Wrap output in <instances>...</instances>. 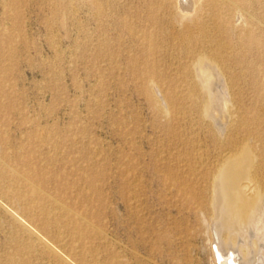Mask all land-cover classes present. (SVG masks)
Instances as JSON below:
<instances>
[{
  "label": "rangeland",
  "instance_id": "rangeland-1",
  "mask_svg": "<svg viewBox=\"0 0 264 264\" xmlns=\"http://www.w3.org/2000/svg\"><path fill=\"white\" fill-rule=\"evenodd\" d=\"M146 2L98 0L97 14L89 0H0V264H213L191 197L226 149L224 131L191 110L178 73L184 37L200 25L162 18ZM200 6L206 31L251 61L264 94V0ZM194 44L215 53L214 40ZM205 73L218 97L215 70ZM236 73L258 131L262 104ZM212 113L222 114L220 98ZM259 130L255 152L264 150ZM130 147L143 155L134 174ZM187 225L198 233L193 252Z\"/></svg>",
  "mask_w": 264,
  "mask_h": 264
},
{
  "label": "bare ground",
  "instance_id": "bare-ground-1",
  "mask_svg": "<svg viewBox=\"0 0 264 264\" xmlns=\"http://www.w3.org/2000/svg\"><path fill=\"white\" fill-rule=\"evenodd\" d=\"M89 1L94 11L98 9V0ZM145 6L147 8L150 7L153 12H158L162 15V18L164 13H168V15H170L169 18L172 20L179 18V21L185 22L188 27L193 23L200 25L197 33L194 34L189 31L184 37L183 46L186 53H183L184 56L179 63L178 73L181 78V86L185 87L187 90V97L190 101L191 110L195 111L200 120L207 124L208 127L210 126L215 132V129L220 132L224 131L223 141L226 143V149L221 153L213 167H205L199 179L200 182L203 183L202 189L191 197L197 204V208L199 209V211L197 209L198 213L200 212L201 214L199 223L208 241L212 263L264 264V150L255 152L251 148L249 141L252 133L257 135L260 131L259 129H264L263 87L260 86L258 81L253 79L255 68L247 57H231L224 51V45L221 44L211 32L206 31L205 15L203 8L200 6V0H147ZM232 6H234V4H232ZM57 10L58 5L56 4L53 11L57 12ZM194 10L196 11L195 14L190 15ZM158 15H152L149 19L150 22L159 25ZM220 16L221 12L219 11L218 18ZM135 18L138 19L137 14L133 15V19ZM173 23H175V21ZM217 24V20H215V28H217ZM127 28L128 30L125 29V32L132 35L134 31L133 27L128 26ZM197 36L211 39L216 42L214 45L215 53L213 55L204 53L203 51L205 50L194 48ZM119 46L126 48L123 43L119 44ZM255 57L258 59V55ZM259 58L264 62L262 55H260ZM232 60L233 64L231 63ZM208 65L215 70L216 78L214 84L218 86V94H220L218 97L216 90L215 92L213 91L215 88L209 83V76L205 73V67ZM234 70H240L243 76L249 77V85L256 90V97L262 104V110L255 118V129H258V131H254L249 126L248 117L243 114L242 82L239 81V76ZM217 98H220L222 104V114L220 115H216L215 113L214 115L212 113L213 102ZM260 138H262L264 142V132L261 134ZM255 145L257 146V144ZM129 150L132 151L128 153V169L130 173L134 174L133 171L135 166L133 164V159H139L143 155L138 148L136 150L134 147H130ZM139 170L143 172L140 168ZM184 221L185 217L179 218L181 224ZM175 225L176 226L173 227V232H179L180 225L178 223H175ZM187 231L190 239V242L187 243L189 245V250L193 252L196 246L192 242H194L198 233H196L194 229L190 230V226L187 227ZM159 241L161 244H164L166 248L173 247L172 243L166 240L165 237H159ZM181 259L187 261L188 257H183Z\"/></svg>",
  "mask_w": 264,
  "mask_h": 264
}]
</instances>
